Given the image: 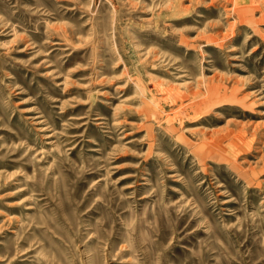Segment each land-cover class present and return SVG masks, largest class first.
<instances>
[{
	"label": "rangeland",
	"instance_id": "374dc122",
	"mask_svg": "<svg viewBox=\"0 0 264 264\" xmlns=\"http://www.w3.org/2000/svg\"><path fill=\"white\" fill-rule=\"evenodd\" d=\"M0 264H264V0H0Z\"/></svg>",
	"mask_w": 264,
	"mask_h": 264
},
{
	"label": "bare ground",
	"instance_id": "6f19581e",
	"mask_svg": "<svg viewBox=\"0 0 264 264\" xmlns=\"http://www.w3.org/2000/svg\"><path fill=\"white\" fill-rule=\"evenodd\" d=\"M38 123H39V122H38ZM42 129H43V128H42ZM44 130H45V129H44ZM50 136H51V135H49V136L47 135V137H50Z\"/></svg>",
	"mask_w": 264,
	"mask_h": 264
}]
</instances>
